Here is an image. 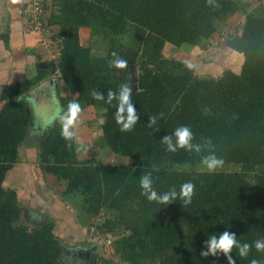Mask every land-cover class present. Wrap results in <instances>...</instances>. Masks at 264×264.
Wrapping results in <instances>:
<instances>
[{
    "label": "trees",
    "instance_id": "trees-1",
    "mask_svg": "<svg viewBox=\"0 0 264 264\" xmlns=\"http://www.w3.org/2000/svg\"><path fill=\"white\" fill-rule=\"evenodd\" d=\"M17 4L23 28H27ZM213 4L219 7L207 0L48 2L45 19L49 27H58L54 40L59 43L39 48L57 53V59L43 60L37 55L33 77L0 91V264H70L63 261L53 222L31 230L18 224L22 211L17 194L3 187L28 130L29 109L21 98L54 75L83 110L92 107L98 112L95 117L103 119L100 140L108 149L132 161L126 166L77 160L82 146L74 142L71 149L66 147L59 119L38 143L41 173L64 182L63 200L79 215L93 218L85 233L87 242L82 243L97 245L90 230L114 238L109 254L89 253L82 264H227L222 255L200 256L208 236L227 230L241 243L264 239V5L244 14L239 32L224 36L221 45L242 55L238 74L226 70L216 79L199 78L191 64L163 55L166 44L176 49L203 46L205 35L239 11L237 0H213ZM9 13H14L11 8ZM82 27L94 42L104 45V56L92 55L89 46L81 45L78 31ZM9 32L7 23L0 33L6 49ZM36 44L42 45L39 38ZM113 51L129 62L128 67L141 53L157 59L154 71L140 70L131 81L132 102L140 120L128 133L115 123L117 102L107 103V92H118L120 84L128 81L126 71L110 65ZM93 89L103 93L105 100L93 99ZM157 113H163V118L154 132L147 123ZM181 125L192 129L194 143L210 139L224 166L238 170L202 173L200 155L207 154L206 150L200 155L166 152L161 139ZM149 172L158 193L173 187L179 191L183 183L193 182L192 203L183 206L179 199L168 206L149 202L139 187L140 178ZM232 255L235 264L264 260V253L254 247L246 259L237 250Z\"/></svg>",
    "mask_w": 264,
    "mask_h": 264
},
{
    "label": "rangeland",
    "instance_id": "rangeland-1",
    "mask_svg": "<svg viewBox=\"0 0 264 264\" xmlns=\"http://www.w3.org/2000/svg\"><path fill=\"white\" fill-rule=\"evenodd\" d=\"M237 2L239 5V11L236 12V14L229 18L226 22L218 25L211 32L205 35V41H207L203 46H199V49L196 52H193V50L189 48L176 49L173 47L169 48V46H167L163 52V55L167 58H174L186 63L189 62V64L195 67V76L199 78L216 79L219 78L226 70H230L238 74L243 62L242 55L222 46L225 41L224 36H227L230 33L234 34V32H239L241 30L239 23L240 19L241 22L244 21V14L254 11L260 5H264V0H237ZM0 11L2 10L0 9ZM2 12H0V20H2L1 17H3ZM50 12H53V9H51ZM4 20H2V22L0 21V33L5 31L6 25L8 23L7 20ZM56 35L57 33L52 30V26H50L48 33L45 35H40L38 33L39 40L41 41L40 44L42 43L44 46L36 44L34 47L40 51V56H43V58L47 60H52L53 54H47V50H43L41 48L39 49V46L44 48L48 47L49 45L51 46L52 43L55 44V46L58 45L59 41L57 42L54 40ZM80 37L83 39L80 40V43L84 47L89 46L91 48L92 55H105V47L103 44L100 42H94L90 38L89 34L81 35ZM3 46L4 45H2V49ZM156 61L157 59L155 57L147 53H141L135 62L132 63L126 70V78L130 81H134L140 70L154 71ZM27 68L29 70V66ZM47 81L50 83V91H42L43 85H45V81L43 80L26 92V94L21 98V100L27 104L29 109V123L25 140L19 149L20 156L17 163L19 165L21 163L24 168H29L31 171H33V173L36 172L37 174H39L37 159L39 153V141L46 133L48 128L53 125L54 120L58 119L57 113L66 110L68 103L71 100H75L76 97L75 95L69 94L67 92L65 85L60 82L61 80H54V77H50L49 79L47 78ZM61 84L62 86H60ZM5 85L6 81L3 82V80H0V88L4 87ZM61 99H65V102H62ZM2 104L3 103L0 101V106H2ZM96 113L98 112L92 107H90L88 110L85 109L82 112V122L76 130V139L81 137V139H83L86 144L82 147L81 152L78 153L76 157L77 160L81 161L85 159H93L97 164L130 166L132 164L131 159L113 154L104 144V141L100 140V134L102 133L100 123L103 121V119L100 120L98 117H95ZM180 169L189 170L188 167H180ZM237 170L238 168L236 166L228 165L218 169L217 171L233 172ZM42 178L44 179L45 183H51V186L57 188L54 190L55 192L63 195L66 187L65 184H60L61 182L57 181L50 175H43ZM253 178L254 176L250 175L249 180H252ZM9 181L10 179L8 178L4 183L3 187L5 189H9ZM21 198L22 200H25L26 195H22ZM25 222L28 225L27 220H25ZM98 223H100V221ZM27 229L29 230L28 227ZM85 241L87 242V239ZM97 245L101 247V244ZM97 245H91V243H89V251H96L98 255H100L101 252L103 253V250L102 248L98 249ZM63 258V261H68V256H64ZM117 264L120 263L118 262Z\"/></svg>",
    "mask_w": 264,
    "mask_h": 264
},
{
    "label": "crops",
    "instance_id": "crops-1",
    "mask_svg": "<svg viewBox=\"0 0 264 264\" xmlns=\"http://www.w3.org/2000/svg\"><path fill=\"white\" fill-rule=\"evenodd\" d=\"M9 3H11V5ZM10 8L14 12L13 14H8ZM0 9L6 12L0 11L3 15L1 19H5L4 21L7 20L10 26L9 48L6 49L3 46L2 49L3 43L0 40V80H3V82L6 81V85H10L16 82H23L35 75V63L38 62L37 55H40V51L34 46H36L39 36L38 34L30 32L27 28H23L19 4L14 3L13 0H0ZM2 20L0 21L2 22ZM242 22L240 19V26ZM52 30L58 33L57 26H52ZM78 34L79 39L83 40L80 36L85 34L88 35L89 30L82 27L79 29ZM167 46L172 48L171 45L166 44L163 52ZM181 48H189L192 49L193 52L199 49V47L189 46H181L179 49ZM51 54H53L52 61H55L57 59V53L51 52ZM40 57L43 60H47L43 58V56ZM28 66L29 70L27 68ZM51 77H54V80H58L56 75ZM44 81L45 85H43L42 91H50V83H48L47 79ZM60 82L63 84L62 81ZM62 84L60 86H62ZM2 88H0V91ZM89 108L90 107L85 109L88 110ZM102 123L103 121H101L100 124L102 125ZM100 136H102V133ZM77 140L82 147L86 144L81 137H78ZM19 149L18 159L20 156ZM38 171L39 174L36 172L33 173L29 168H24L21 163L20 165L16 163L3 182L4 186L5 181L9 178L8 188L14 190L17 194L18 204L22 211L18 224L26 228L28 227L29 230H31L32 228L41 226L47 221L53 222V233L62 246V258L68 256L70 264H82L83 261L87 259L88 254L92 253V251H89V246L82 243V241L84 242L86 240L85 233L93 222V218L79 215L63 200V195L54 191L57 189L56 187L51 186V183H45L42 178L43 174L39 168ZM62 183L65 184L64 182L60 184ZM22 195H26L25 200H22ZM25 220H27L28 225ZM73 232H76L80 237L77 238Z\"/></svg>",
    "mask_w": 264,
    "mask_h": 264
},
{
    "label": "clouds",
    "instance_id": "clouds-1",
    "mask_svg": "<svg viewBox=\"0 0 264 264\" xmlns=\"http://www.w3.org/2000/svg\"><path fill=\"white\" fill-rule=\"evenodd\" d=\"M14 3H20L22 0H13ZM209 5H214L213 0H207ZM112 59L110 65L120 71H126L129 62L121 58L116 51L111 53ZM132 83L130 80L123 82L119 86V91L114 92L109 90L107 92V103L111 104L114 100L117 102L114 113L115 123L119 126L122 133H128L134 130L135 126L140 120L136 106L132 102ZM93 99L97 101H104V94L93 89L90 93ZM83 109L79 102L71 100L68 103L67 109L58 112L57 117L61 125V137L66 142V147L71 149L73 143L79 144L76 139L77 129L82 122ZM163 118V113H157L148 118L147 127L154 132L159 131L158 121ZM195 135L192 129L186 125L177 127L172 135H165L161 139V144L164 146L165 151L168 153H176L178 150L185 152L195 153L200 155L205 150L207 154L200 155L199 171L202 173L213 174L224 166V159L216 155L215 147L210 139H205L203 143H194ZM80 149L77 148V151ZM139 187L141 195L146 197L149 202L158 205L168 206L173 204L177 199L182 201L183 206H188L192 203L195 195V184L191 181L183 183L179 191L175 187L170 188L168 191L158 193L154 188V181L152 174L146 173L139 180ZM161 209V208H160ZM255 248L257 253H264V239H257L253 244L241 243L235 233L225 230L223 233L217 235L215 233L208 236L205 240L203 248L200 252L202 258L223 256L227 260V264H235L233 258V251L237 250L241 258H248L252 248ZM249 264H264V260L253 258Z\"/></svg>",
    "mask_w": 264,
    "mask_h": 264
},
{
    "label": "built area",
    "instance_id": "built-area-1",
    "mask_svg": "<svg viewBox=\"0 0 264 264\" xmlns=\"http://www.w3.org/2000/svg\"><path fill=\"white\" fill-rule=\"evenodd\" d=\"M49 1L50 0H22V2H20L23 20L29 31L39 33L40 35L48 33V29H50V27L45 19V6ZM95 220L96 222H99L100 217H96ZM91 236L95 243L101 244L104 254H109L111 252V243L114 239L112 236L106 235L103 237L99 232H94L93 230H91Z\"/></svg>",
    "mask_w": 264,
    "mask_h": 264
}]
</instances>
